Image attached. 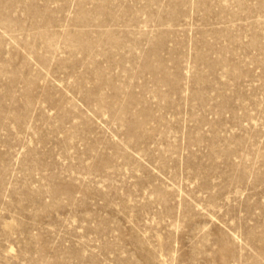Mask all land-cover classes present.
Returning a JSON list of instances; mask_svg holds the SVG:
<instances>
[{"label": "rangeland", "instance_id": "374dc122", "mask_svg": "<svg viewBox=\"0 0 264 264\" xmlns=\"http://www.w3.org/2000/svg\"><path fill=\"white\" fill-rule=\"evenodd\" d=\"M0 264H264V0H0Z\"/></svg>", "mask_w": 264, "mask_h": 264}]
</instances>
